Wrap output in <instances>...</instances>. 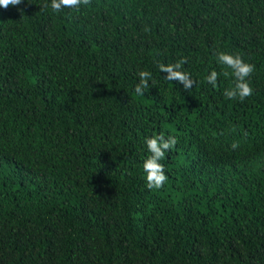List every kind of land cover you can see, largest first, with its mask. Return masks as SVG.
<instances>
[{
	"label": "trees",
	"instance_id": "1",
	"mask_svg": "<svg viewBox=\"0 0 264 264\" xmlns=\"http://www.w3.org/2000/svg\"><path fill=\"white\" fill-rule=\"evenodd\" d=\"M50 4L0 8V264H264V0ZM221 52L254 65L243 101Z\"/></svg>",
	"mask_w": 264,
	"mask_h": 264
},
{
	"label": "clouds",
	"instance_id": "2",
	"mask_svg": "<svg viewBox=\"0 0 264 264\" xmlns=\"http://www.w3.org/2000/svg\"><path fill=\"white\" fill-rule=\"evenodd\" d=\"M22 3V0H0V8L7 9L9 6H18ZM90 0H51L50 7L53 11L59 12L63 8L77 9L81 4L88 5ZM218 62L226 65L232 70V74L235 77L234 87L230 90H225L224 95L228 99H239L243 101L247 97L253 95V88L250 86L248 77L254 71V65L245 62L239 55H232L228 53H219ZM186 61L181 60L174 65L159 66L161 72L166 73V79L175 80L183 84L185 89H190L193 86V80L190 75L180 70L181 65ZM227 75V73H225ZM140 82L137 84L135 91L138 94L143 95V89L148 87V80L150 73L146 71L139 72ZM218 73L213 70L208 76L205 77L206 81L216 87ZM147 150L151 155L147 156L143 163V170L146 174L147 187L149 189H159L164 186L168 177L164 172V165L159 161L164 159L165 151L173 148L177 141L175 137L168 136L165 138L163 134L159 136H153L146 138L145 140ZM232 147L235 149L238 147L236 143H233Z\"/></svg>",
	"mask_w": 264,
	"mask_h": 264
}]
</instances>
